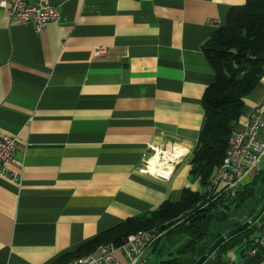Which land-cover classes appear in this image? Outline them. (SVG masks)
Returning <instances> with one entry per match:
<instances>
[{
    "label": "crops",
    "instance_id": "crops-1",
    "mask_svg": "<svg viewBox=\"0 0 264 264\" xmlns=\"http://www.w3.org/2000/svg\"><path fill=\"white\" fill-rule=\"evenodd\" d=\"M3 1L0 137L18 138L22 183L0 177V264H61L185 189L208 192L190 161L216 81L204 46L246 0H44L62 18L41 32ZM244 103L237 129L259 108L264 120V76ZM174 144L187 155L171 174L141 170L150 145ZM249 252L224 259L264 264V248Z\"/></svg>",
    "mask_w": 264,
    "mask_h": 264
},
{
    "label": "trees",
    "instance_id": "trees-1",
    "mask_svg": "<svg viewBox=\"0 0 264 264\" xmlns=\"http://www.w3.org/2000/svg\"><path fill=\"white\" fill-rule=\"evenodd\" d=\"M216 81L203 98L206 123L191 156V174L209 184L223 162L232 133L244 111V99L264 76V0H246L230 11L227 24L215 30L204 46ZM185 189L179 202L167 201L151 218L131 219L84 243L61 264L87 255L101 245L120 246L125 238L141 229L158 227L160 241L175 230L188 239L177 255L159 264H195L224 234L253 218L264 205V168L244 183L235 195L210 196ZM255 201L249 208L248 201ZM233 214L241 218H231ZM261 222V225L258 223ZM229 224V226H227ZM227 227H230L227 230ZM264 232V213L251 227L226 240L204 264H227L224 255L233 249L250 251ZM260 234V237L253 236Z\"/></svg>",
    "mask_w": 264,
    "mask_h": 264
},
{
    "label": "built area",
    "instance_id": "built-area-1",
    "mask_svg": "<svg viewBox=\"0 0 264 264\" xmlns=\"http://www.w3.org/2000/svg\"><path fill=\"white\" fill-rule=\"evenodd\" d=\"M2 6L7 20L22 25L33 24L37 32L45 30L51 22H59L62 18L61 11L44 0H4ZM102 52L103 49H99L97 54ZM262 131L264 120L259 108L243 122L242 129L233 131L223 162L208 184L210 196L215 193L235 195L245 179L261 169L264 161V142L259 138V134ZM17 145L16 136L0 137V177L21 185L22 164L16 157ZM186 155L187 151L179 145L174 144L170 148L150 145L144 154L141 170L151 173V163L157 159L156 163L161 164L162 169L170 170L171 174ZM164 233L158 227L142 229L127 236L120 246L101 245L93 252L76 257L65 264H143L151 246L159 241ZM260 248H264V232L249 253L256 254ZM117 253H122L127 261L119 258Z\"/></svg>",
    "mask_w": 264,
    "mask_h": 264
},
{
    "label": "rangeland",
    "instance_id": "rangeland-1",
    "mask_svg": "<svg viewBox=\"0 0 264 264\" xmlns=\"http://www.w3.org/2000/svg\"><path fill=\"white\" fill-rule=\"evenodd\" d=\"M254 202L255 201L253 200L248 201L246 204L247 208L254 204ZM235 217L240 219L241 215L233 214L231 216L232 219ZM258 225H261V222H259ZM227 226H229V224H227ZM229 228L230 227H227V230ZM187 239L188 238L178 230L166 234L159 244H156L155 246H153V248H150V251H148L145 256L146 261L143 264H159L162 259H167L171 256H176L178 251L177 249H179L187 241ZM157 245L158 251L157 249L153 251V249Z\"/></svg>",
    "mask_w": 264,
    "mask_h": 264
},
{
    "label": "water",
    "instance_id": "water-1",
    "mask_svg": "<svg viewBox=\"0 0 264 264\" xmlns=\"http://www.w3.org/2000/svg\"><path fill=\"white\" fill-rule=\"evenodd\" d=\"M264 213V205L261 208V210L258 212L257 215H255L253 218L249 219L248 221H246L243 225H241L240 227L229 231L228 233L224 234L222 237H220L213 245L212 247L195 263V264H204L210 257H212L216 250L226 241L228 240L230 237H232L233 235L244 231L245 229L251 227L255 222L258 221V219L260 218V216Z\"/></svg>",
    "mask_w": 264,
    "mask_h": 264
},
{
    "label": "bare ground",
    "instance_id": "bare-ground-1",
    "mask_svg": "<svg viewBox=\"0 0 264 264\" xmlns=\"http://www.w3.org/2000/svg\"><path fill=\"white\" fill-rule=\"evenodd\" d=\"M157 159H155L152 163H151V166H150V171L152 172L153 170H156V171H159V170H164L161 168V164H157ZM159 166V167H157ZM164 171H170V170H164Z\"/></svg>",
    "mask_w": 264,
    "mask_h": 264
}]
</instances>
